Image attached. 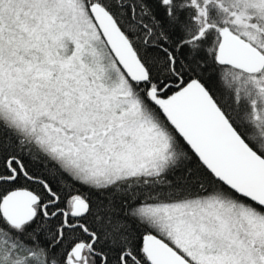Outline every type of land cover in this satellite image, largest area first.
Instances as JSON below:
<instances>
[{"label": "snow or ice", "instance_id": "6c2138e0", "mask_svg": "<svg viewBox=\"0 0 264 264\" xmlns=\"http://www.w3.org/2000/svg\"><path fill=\"white\" fill-rule=\"evenodd\" d=\"M0 264H264V0H0Z\"/></svg>", "mask_w": 264, "mask_h": 264}]
</instances>
